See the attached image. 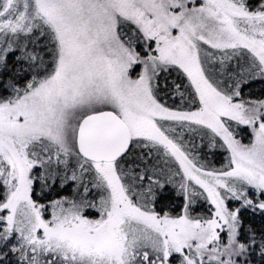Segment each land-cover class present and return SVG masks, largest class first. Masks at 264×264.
Returning a JSON list of instances; mask_svg holds the SVG:
<instances>
[{"label": "snow or ice", "instance_id": "obj_1", "mask_svg": "<svg viewBox=\"0 0 264 264\" xmlns=\"http://www.w3.org/2000/svg\"><path fill=\"white\" fill-rule=\"evenodd\" d=\"M0 264H264V0H0Z\"/></svg>", "mask_w": 264, "mask_h": 264}]
</instances>
